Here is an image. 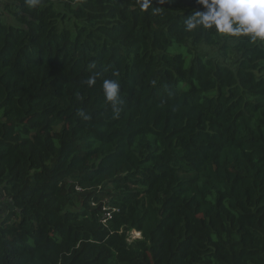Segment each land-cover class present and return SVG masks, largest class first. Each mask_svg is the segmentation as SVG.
<instances>
[{
    "label": "trees",
    "instance_id": "trees-1",
    "mask_svg": "<svg viewBox=\"0 0 264 264\" xmlns=\"http://www.w3.org/2000/svg\"><path fill=\"white\" fill-rule=\"evenodd\" d=\"M142 2L2 1L0 264H264V43Z\"/></svg>",
    "mask_w": 264,
    "mask_h": 264
},
{
    "label": "clouds",
    "instance_id": "clouds-1",
    "mask_svg": "<svg viewBox=\"0 0 264 264\" xmlns=\"http://www.w3.org/2000/svg\"><path fill=\"white\" fill-rule=\"evenodd\" d=\"M30 8L37 7L41 0H25ZM151 0H143L141 8L148 9ZM199 6L184 21L185 31L212 30L228 37H248L253 43H264V0H195ZM89 86L96 83V76L87 80ZM155 83V81H153ZM106 102L110 103L114 118L119 117L121 104L120 84L105 79L102 84ZM79 115L87 120L83 112Z\"/></svg>",
    "mask_w": 264,
    "mask_h": 264
},
{
    "label": "crops",
    "instance_id": "crops-1",
    "mask_svg": "<svg viewBox=\"0 0 264 264\" xmlns=\"http://www.w3.org/2000/svg\"><path fill=\"white\" fill-rule=\"evenodd\" d=\"M11 208V202L3 196V191L0 188V214Z\"/></svg>",
    "mask_w": 264,
    "mask_h": 264
},
{
    "label": "rangeland",
    "instance_id": "rangeland-1",
    "mask_svg": "<svg viewBox=\"0 0 264 264\" xmlns=\"http://www.w3.org/2000/svg\"><path fill=\"white\" fill-rule=\"evenodd\" d=\"M206 50H208L211 54H213V55H217V51L216 50H213L212 48H210V47H206ZM232 55V54H231ZM233 56V55H232ZM218 57H222V56H220V55H218ZM230 57V56H229ZM228 60H230V58H228ZM134 235L135 236H139V233H136V232H134Z\"/></svg>",
    "mask_w": 264,
    "mask_h": 264
},
{
    "label": "built area",
    "instance_id": "built-area-1",
    "mask_svg": "<svg viewBox=\"0 0 264 264\" xmlns=\"http://www.w3.org/2000/svg\"><path fill=\"white\" fill-rule=\"evenodd\" d=\"M2 1H3V0H0V7H1V5H2ZM106 216H107L108 218H111V217H112V214L109 212V213L106 214Z\"/></svg>",
    "mask_w": 264,
    "mask_h": 264
}]
</instances>
